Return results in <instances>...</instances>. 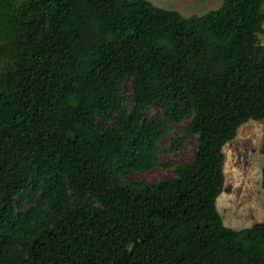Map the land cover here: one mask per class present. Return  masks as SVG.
I'll return each instance as SVG.
<instances>
[{
	"label": "trees",
	"instance_id": "obj_1",
	"mask_svg": "<svg viewBox=\"0 0 264 264\" xmlns=\"http://www.w3.org/2000/svg\"><path fill=\"white\" fill-rule=\"evenodd\" d=\"M263 8L0 0V264H264V222L235 230L217 208L224 147L264 120ZM184 119L192 161L122 183Z\"/></svg>",
	"mask_w": 264,
	"mask_h": 264
},
{
	"label": "rangeland",
	"instance_id": "obj_2",
	"mask_svg": "<svg viewBox=\"0 0 264 264\" xmlns=\"http://www.w3.org/2000/svg\"><path fill=\"white\" fill-rule=\"evenodd\" d=\"M148 1L160 8L178 11L188 19H195L217 10L225 2V0ZM258 39L264 45V33L260 34ZM131 92L132 83L127 80L122 86V93ZM160 112V104H154L148 115L154 117ZM190 123L191 119L171 123L167 135L158 142V150L151 169L122 177V183H158L173 178L177 166L189 164L197 148V135L190 130ZM263 144L264 120H251L242 125L235 139L224 147L225 190L217 200V208L229 228L243 230L264 222V188L261 184Z\"/></svg>",
	"mask_w": 264,
	"mask_h": 264
}]
</instances>
